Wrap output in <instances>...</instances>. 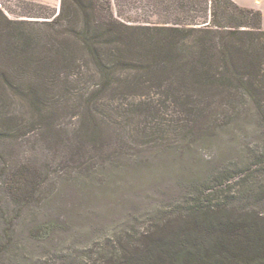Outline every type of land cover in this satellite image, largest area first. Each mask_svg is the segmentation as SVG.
<instances>
[{
	"label": "trees",
	"instance_id": "obj_1",
	"mask_svg": "<svg viewBox=\"0 0 264 264\" xmlns=\"http://www.w3.org/2000/svg\"><path fill=\"white\" fill-rule=\"evenodd\" d=\"M202 11L209 20L200 24L151 26L118 19L111 0H61L51 17L27 20L10 19L0 4V156L19 130H6L14 118L3 110L19 100L56 140V114L81 111L68 147L72 160L89 154L82 171L128 167L132 143L170 153L211 139L218 113L226 127L249 112L264 126L262 13L232 0L207 1ZM252 156L245 176L226 168L192 181L145 232L72 264H264V147ZM41 178L22 170L6 191L25 206ZM11 246L0 239V261Z\"/></svg>",
	"mask_w": 264,
	"mask_h": 264
},
{
	"label": "rangeland",
	"instance_id": "obj_2",
	"mask_svg": "<svg viewBox=\"0 0 264 264\" xmlns=\"http://www.w3.org/2000/svg\"><path fill=\"white\" fill-rule=\"evenodd\" d=\"M207 1L111 3L115 16L132 25L188 26L209 20L203 19L202 11ZM232 1L260 11L264 28V0ZM0 4L10 19L27 20L51 17L59 11L61 0H0ZM19 102L3 110L14 118V124L6 130H19L5 141L0 156V239L12 243L11 253L0 264L85 262L117 238L145 232L160 210H169L191 192L192 181L209 182L226 168L245 176L247 167L257 164L252 153L261 154L264 147V126L255 113H246L240 123L227 127L226 114L218 113L214 115L216 123L209 124L219 128L209 131L211 139L170 153L148 152V147L132 143L134 150L130 152L134 156L128 167L107 171L96 165L91 171H82L89 154L72 160L68 147L79 129L76 118L81 111L56 114L54 124L61 136L56 140L48 126L37 123V112ZM133 125L131 131H135ZM115 141L119 146V140ZM22 170L35 171L42 177L25 206L6 191L11 177ZM237 181L225 183L223 190L236 187ZM257 208L264 212V205Z\"/></svg>",
	"mask_w": 264,
	"mask_h": 264
}]
</instances>
